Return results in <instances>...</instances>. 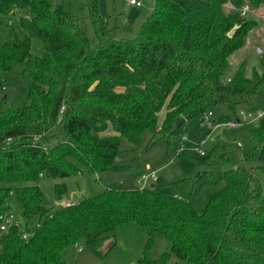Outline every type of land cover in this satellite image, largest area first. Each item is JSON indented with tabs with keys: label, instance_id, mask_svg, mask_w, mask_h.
Listing matches in <instances>:
<instances>
[{
	"label": "trees",
	"instance_id": "1",
	"mask_svg": "<svg viewBox=\"0 0 264 264\" xmlns=\"http://www.w3.org/2000/svg\"><path fill=\"white\" fill-rule=\"evenodd\" d=\"M151 1L138 36L124 39L111 32L98 0H85L93 39L61 5L0 0V85L1 73L15 63L32 79L26 106L0 101V219L11 214L15 195L27 221L25 229L14 222L0 230V264H67L64 252L77 243L102 256L129 222L148 233L142 264H172L173 256L174 264H264V115L244 120L240 114L264 111V58L252 75L245 64L228 75L231 55L257 25L242 10L260 8L264 0H215L233 8L215 40L212 17L185 21L208 0ZM224 104L239 114V131L234 139L219 137L197 158L206 168H221L225 181L202 210L154 184L105 185L97 196L50 206L38 185L43 175L59 179L60 199L68 192L65 180L84 169H123L116 164L122 136L139 145L151 130L153 144L187 146V122L206 120ZM179 117L186 121L172 133ZM110 127L119 135H104ZM55 133L61 137L53 141ZM25 231L30 238H23ZM156 233L172 243L159 258L151 256Z\"/></svg>",
	"mask_w": 264,
	"mask_h": 264
},
{
	"label": "rangeland",
	"instance_id": "2",
	"mask_svg": "<svg viewBox=\"0 0 264 264\" xmlns=\"http://www.w3.org/2000/svg\"><path fill=\"white\" fill-rule=\"evenodd\" d=\"M49 1L53 8L61 5L71 12L87 35L90 38H96L93 23L83 6L85 0ZM140 1L142 6L132 5L130 0H98L100 15L107 20L111 32H115L119 38L134 39L138 36L152 8L151 0ZM208 1L210 3L207 7L189 12L185 21L193 24L212 17L210 38L215 40L222 17L231 13L233 8L230 5H220L215 0ZM19 17L17 13L16 20ZM247 18L256 20L257 25L249 31L244 46L231 55L228 75L233 74L242 64L246 65L248 75H252L255 69L261 70V60L264 58V5L250 10ZM39 46L40 43H37L34 52L38 51ZM1 76L4 82L0 85V101L6 106L15 108L26 106L29 103L32 79L25 71V66L21 63L12 64L8 71L1 73ZM164 115L163 108L157 116L159 126L162 124ZM237 115L239 114L229 104H224L220 109H215L206 120L200 117L190 119L184 129V141L189 144L188 147L182 144L173 147L153 144L151 130L144 132L139 145L122 136L120 137L122 152L117 157L116 164L124 168L117 171H105L101 174L84 169L81 174L65 180L68 192L60 199L57 198L55 191V184L60 181L59 179L43 175L38 185L43 189L48 204L58 206L66 205L70 201L79 202L84 197L97 196L103 191L105 185L119 184L125 188H135L138 186L141 175L156 171L158 180L152 184L168 190L190 202L196 209L202 210L207 206L212 194L225 186V181L221 168H206L198 163L197 158L201 156L200 151L208 153L219 137L235 138L234 134L238 133L240 124ZM215 121L218 123L214 125ZM103 134L119 135L112 127ZM57 135L61 137L55 133V136L51 137L54 138L53 141ZM236 139L238 141V137ZM199 173L202 175L195 182H183L184 179L196 178ZM10 213L15 217L16 223L25 229L27 221L22 215L21 206L15 195L11 198ZM36 225L35 220L31 227L35 228ZM147 241V231L139 223L129 222L118 227L115 240L106 244L102 256L84 247L82 249L71 247L64 252V258L67 264H142L140 259ZM171 245L167 237L156 233L153 238L151 256L161 257L164 252L171 251ZM175 259L173 256L172 264Z\"/></svg>",
	"mask_w": 264,
	"mask_h": 264
},
{
	"label": "built area",
	"instance_id": "3",
	"mask_svg": "<svg viewBox=\"0 0 264 264\" xmlns=\"http://www.w3.org/2000/svg\"><path fill=\"white\" fill-rule=\"evenodd\" d=\"M130 3L132 5H136V6H142V2L140 0H130ZM249 8L248 7H245L243 10H242V14L241 15H246L248 12H249ZM240 114L242 115V118L244 120H247V119H252V120H256L260 117H262L264 115V111L263 112H259V113H246L245 111H241ZM212 115V112H209V116ZM201 155H205V152L204 151H200ZM158 180V177H157V174H156V171H153L149 174H143L141 175L139 181H138V187L140 189H145L147 187H150L152 186V182H156ZM67 206L71 205V202H68L66 203ZM16 222L15 221V217L13 216V214H9V215H5L3 217H1L0 219V230H6L8 227H10L12 225V223ZM23 238L24 239H28L30 238V236L32 235L31 232H23ZM75 247H77L78 249H82L83 246L81 244H76Z\"/></svg>",
	"mask_w": 264,
	"mask_h": 264
},
{
	"label": "water",
	"instance_id": "4",
	"mask_svg": "<svg viewBox=\"0 0 264 264\" xmlns=\"http://www.w3.org/2000/svg\"><path fill=\"white\" fill-rule=\"evenodd\" d=\"M235 32V29H233L231 32H230V36H232ZM186 121V118L185 117H179L177 118L175 124L173 125L172 127V130L171 132L173 133L178 127H180L184 122Z\"/></svg>",
	"mask_w": 264,
	"mask_h": 264
},
{
	"label": "crops",
	"instance_id": "5",
	"mask_svg": "<svg viewBox=\"0 0 264 264\" xmlns=\"http://www.w3.org/2000/svg\"><path fill=\"white\" fill-rule=\"evenodd\" d=\"M216 123H218V121H215V122H214V125H215ZM137 184H138V183H137ZM136 187H137V186H136ZM76 248H77V247H76Z\"/></svg>",
	"mask_w": 264,
	"mask_h": 264
}]
</instances>
